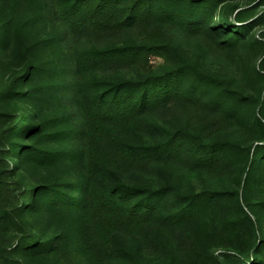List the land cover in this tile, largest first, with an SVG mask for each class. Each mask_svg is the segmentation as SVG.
Listing matches in <instances>:
<instances>
[{"label":"trees","instance_id":"1","mask_svg":"<svg viewBox=\"0 0 264 264\" xmlns=\"http://www.w3.org/2000/svg\"><path fill=\"white\" fill-rule=\"evenodd\" d=\"M38 1L9 0V11L31 15L15 27L23 48L0 16V55L24 57L0 91V264H155L159 253L162 264H264V0H48V18L72 32L138 30L79 51L65 68L83 77L62 88L53 80L62 67L35 56L53 37L25 31L42 16ZM172 27L224 50L251 37L261 51L258 93L186 61ZM152 54L166 63L132 77L96 75ZM45 92L64 96L82 122L71 111L11 108ZM236 124L249 142L226 135ZM180 164L210 186L190 189L177 179ZM235 166L238 189L219 186ZM140 172L150 177L132 179ZM211 230L222 240L217 254L203 246ZM163 231L183 235L179 249Z\"/></svg>","mask_w":264,"mask_h":264},{"label":"rangeland","instance_id":"2","mask_svg":"<svg viewBox=\"0 0 264 264\" xmlns=\"http://www.w3.org/2000/svg\"><path fill=\"white\" fill-rule=\"evenodd\" d=\"M47 4L48 0L38 1L37 10L41 12L42 16L39 17L34 24H32L31 29L27 27L25 28V31H29V36L32 40L43 33H48L50 37H53L54 46L48 51H39L35 56L38 59L48 58L52 62H55L58 67H62V71L60 70L61 73L56 75L59 77L53 78L54 81H58L60 83V88L68 86L74 79H81L83 77V74L78 71L69 72L65 68L68 61H70V59L73 58L79 51L93 46H105L113 43L118 44L124 39L132 37L135 38L138 35L137 29L125 31L112 37L96 35L87 30L79 33L72 32L64 23L54 22L50 16L48 18V12L44 9V6ZM9 5V0H2L0 16L4 19L11 18V23L14 25L11 31L13 47L23 48V45L20 47V43L17 40L15 33H18L19 30L16 32L15 27L23 25V23H27V19L30 14L25 16L15 10L9 11ZM35 16H37V14H35ZM258 31L259 29L254 30L252 36H256ZM170 32L186 61L197 63L203 69L225 79H235L233 84L244 93H258L260 83L259 78L256 75V68L261 56V51L255 44H253L251 37L245 40L237 49L224 50L223 48L217 46L215 42L213 43L205 38H187L184 33L173 27ZM171 59L172 57L170 56L169 61ZM165 63L166 58L164 56L152 54L146 59H138L137 63L134 65H124L106 71H101L96 73V75L101 78L114 76L132 77L136 76L141 71L158 69ZM23 64L24 57L20 54V52H16V50H12L5 56L0 55V91L7 87L12 76L22 70ZM57 95L58 94L52 96L50 92H45V94L38 96V98H32L30 100L24 99L19 102L16 101L12 103L11 108L16 107L17 105L20 112H25L27 110L32 111L33 108L37 106L42 114L48 116H54L62 111H71L74 113V121L82 122V114L77 111L70 102H65L64 96H61L60 94L58 96ZM238 125L239 124H236V126L227 128L225 130L226 135H235L238 138H241L243 143L249 142L252 137L251 134L245 130L244 127ZM180 165L181 169L178 171L177 179L182 180L190 189L201 191L207 186H210L204 175L192 170L184 164ZM241 171L242 169L239 168V166L233 167L229 172L227 179L219 180L218 185L224 188L238 189ZM149 177V173L140 172L135 173L132 179L146 180ZM10 202V200L6 201L7 204H5L8 205ZM206 225L207 227H214L212 223H208ZM162 233L168 240L167 244H169L171 249H179L184 240L182 234H176L169 231H163ZM5 235L10 237V241H13V228H9ZM203 238V246L208 253L217 254L222 250V240L217 236L215 237L212 230L203 235ZM151 261L155 264L165 263V254L159 253L158 255H154L151 257Z\"/></svg>","mask_w":264,"mask_h":264}]
</instances>
